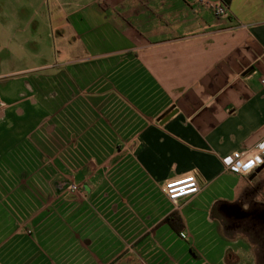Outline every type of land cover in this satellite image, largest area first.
<instances>
[{
	"label": "crops",
	"instance_id": "crops-1",
	"mask_svg": "<svg viewBox=\"0 0 264 264\" xmlns=\"http://www.w3.org/2000/svg\"><path fill=\"white\" fill-rule=\"evenodd\" d=\"M229 5L16 3L0 29V264H264V163L223 161L264 140V0ZM195 175L177 207L163 187Z\"/></svg>",
	"mask_w": 264,
	"mask_h": 264
},
{
	"label": "built area",
	"instance_id": "built-area-1",
	"mask_svg": "<svg viewBox=\"0 0 264 264\" xmlns=\"http://www.w3.org/2000/svg\"><path fill=\"white\" fill-rule=\"evenodd\" d=\"M192 2L205 5L210 8L217 17L228 18L231 16L229 0H192ZM223 161L229 169L235 172L243 174L251 173L255 168L264 163V140L257 144L255 151H235L225 156ZM69 190L72 193H76L79 191V185L73 182L69 185ZM201 190V181L197 175L190 180L165 185L163 187L164 193L177 207H180L182 201L192 199ZM181 235L187 237L186 232H181Z\"/></svg>",
	"mask_w": 264,
	"mask_h": 264
},
{
	"label": "rangeland",
	"instance_id": "rangeland-1",
	"mask_svg": "<svg viewBox=\"0 0 264 264\" xmlns=\"http://www.w3.org/2000/svg\"><path fill=\"white\" fill-rule=\"evenodd\" d=\"M26 1H28V0H0L1 5L4 4V5L0 6V16L1 15L4 16V19L0 21V29L2 27L1 22L6 21L7 23L12 24L11 21H14L15 20L14 17L18 16L17 11L19 10V7L16 6V3H18V5H19V4H23ZM31 15H32L31 8L29 10L24 8L21 12V17L19 20H25V19L28 20ZM25 24H27V23H25ZM8 42L11 43L9 45V47L15 45L10 40ZM46 44L47 43H45V45ZM46 48H47V46H46ZM34 49H35L34 43L30 42L26 45V50L28 52L34 51ZM9 65H10V62H9Z\"/></svg>",
	"mask_w": 264,
	"mask_h": 264
},
{
	"label": "trees",
	"instance_id": "trees-1",
	"mask_svg": "<svg viewBox=\"0 0 264 264\" xmlns=\"http://www.w3.org/2000/svg\"><path fill=\"white\" fill-rule=\"evenodd\" d=\"M175 219L179 222V226L181 225L180 218L178 216H175Z\"/></svg>",
	"mask_w": 264,
	"mask_h": 264
},
{
	"label": "flooded vegetation",
	"instance_id": "flooded-vegetation-1",
	"mask_svg": "<svg viewBox=\"0 0 264 264\" xmlns=\"http://www.w3.org/2000/svg\"><path fill=\"white\" fill-rule=\"evenodd\" d=\"M262 234H263L262 242H263V244H264V225H263V232H262Z\"/></svg>",
	"mask_w": 264,
	"mask_h": 264
},
{
	"label": "water",
	"instance_id": "water-1",
	"mask_svg": "<svg viewBox=\"0 0 264 264\" xmlns=\"http://www.w3.org/2000/svg\"><path fill=\"white\" fill-rule=\"evenodd\" d=\"M260 169H261V168H260ZM260 169H258V170L254 173V175H253L251 178H253V177L257 174V172H258Z\"/></svg>",
	"mask_w": 264,
	"mask_h": 264
}]
</instances>
